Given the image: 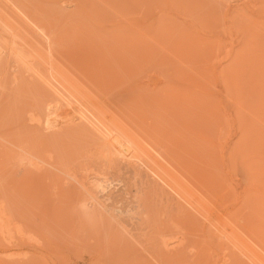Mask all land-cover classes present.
Segmentation results:
<instances>
[{"label": "rangeland", "instance_id": "rangeland-1", "mask_svg": "<svg viewBox=\"0 0 264 264\" xmlns=\"http://www.w3.org/2000/svg\"><path fill=\"white\" fill-rule=\"evenodd\" d=\"M73 1L0 0V11L2 6L7 10L2 13L18 32L17 43L27 50L24 63L12 62L7 67L9 80L5 76V89H0V264H222L223 260H228L227 264H250L168 188L161 187L137 166L118 163L107 145L97 142L85 129L68 123L72 118L67 117L69 108L65 112L61 110L64 106L54 111H62L65 119L59 113L47 112L46 88L38 75L58 77L56 66H60L91 99L86 101L89 108L83 101L80 109H103L108 122L124 120L116 123L137 138L145 153H152L180 172L187 169L188 175L193 169L197 172L205 167L199 170L201 175L190 172L189 181L196 180L192 183L205 187L202 192L210 190L209 194L219 195L217 200L222 196L227 203L217 201L213 217L228 222L232 212L242 229L251 211L243 195L245 170L238 163L233 171L229 163V151H233V145L232 149L229 145L239 133L236 115L241 109L236 110L237 106L223 96V69L230 61V52L241 47L244 77L239 78L246 79L244 87L251 77L260 83L259 89L264 88V73L260 76L264 72V0ZM85 4L92 9L88 10ZM35 45L43 55L35 50ZM47 49L55 54L54 58ZM241 68L234 71L236 75ZM255 70L257 74L253 73ZM229 72L233 75V71ZM84 105L85 109L81 108ZM252 116L245 117L247 122L251 120L248 123H252ZM54 118L59 119L60 125H54ZM46 123L54 127L49 129ZM115 125L111 123L112 128ZM245 153L238 155L241 161L248 158ZM262 177L258 185L264 196ZM89 185L93 187H88L90 193L84 190ZM98 185L112 189L111 198L103 205L93 199ZM99 189L101 195H97L102 200ZM260 203L251 222L264 223V203L262 208ZM260 223L257 228L261 232L264 224L260 229ZM217 233L220 242L215 238Z\"/></svg>", "mask_w": 264, "mask_h": 264}, {"label": "bare ground", "instance_id": "bare-ground-1", "mask_svg": "<svg viewBox=\"0 0 264 264\" xmlns=\"http://www.w3.org/2000/svg\"><path fill=\"white\" fill-rule=\"evenodd\" d=\"M68 1V0H67ZM75 1V0H74ZM73 1V2H74ZM82 1H84V0H82ZM61 3V2H60ZM86 3V2H85ZM59 4V3H58ZM66 4V3H65ZM79 4V3H78ZM87 4V3H86ZM85 4V6L86 7H88L87 5ZM89 4H90V2H89ZM81 5V4H80ZM83 6V5H82ZM74 7V6H73ZM90 7V6H89ZM89 7H88V10H89ZM84 8V7H83ZM91 8V7H90ZM0 9H1V7H0ZM92 9V8H91ZM9 10V9H8ZM2 11L3 12H7V10L2 6ZM2 11H0V89L2 88H4L5 89V84L3 83V80H4V78H5V76L7 77V80H9L8 79V75H7V73H6V69H7V67H9L10 66V63H12V62H18V63H24L25 62V51H27L26 49H25V51H24V45L22 46V45H19V43H17V37H18V32L15 30V28L13 27V25H12V23L10 22V20H6V18L4 17V15H3V13H2ZM93 10H91V12H92ZM9 12V11H8ZM10 12H12V11H10ZM71 12H72V10H71ZM74 12V11H73ZM92 13H94V12H92ZM12 14V13H11ZM117 14V13H116ZM11 16H13V15H11ZM89 16V15H88ZM9 17V16H8ZM107 17H108V15H107ZM11 18V17H10ZM90 19V18H89ZM97 19V18H96ZM112 19V18H111ZM54 20V19H53ZM91 20H93V19H91ZM80 21V20H79ZM94 21V20H93ZM102 21H104L103 19H102ZM109 21V20H108ZM115 21V20H114ZM68 22V21H67ZM87 22V21H86ZM97 22V21H96ZM112 22H113V20H112ZM121 22V21H120ZM76 23V22H75ZM125 23V22H124ZM88 24V23H87ZM97 24V23H96ZM98 24H101V23H98ZM97 24V25H98ZM110 24V23H109ZM114 24V23H113ZM133 24V23H132ZM82 25V24H81ZM89 25V24H88ZM135 25V24H134ZM65 26V25H64ZM75 26V25H74ZM92 26V25H91ZM102 26V25H101ZM137 26V25H136ZM133 27V26H132ZM80 28H82V27H80ZM90 28H92V27H90ZM99 28H100V26H99ZM108 28V27H107ZM107 28H105V29H107ZM83 29V28H82ZM129 29V28H128ZM65 30V29H64ZM86 30V29H85ZM96 30V29H95ZM72 31V30H71ZM135 31V30H134ZM86 32H88V31H86ZM128 32V31H127ZM139 32H141V31H139ZM104 33H106V32H104ZM119 33V32H118ZM250 33V32H249ZM255 33V32H254ZM85 34V33H84ZM123 34H125V33H123ZM127 34V33H126ZM247 34V33H246ZM258 34V33H257ZM256 34V35H257ZM131 35V34H130ZM130 35H129V37H130ZM133 35H134V32H133ZM132 35V36H133ZM144 35V34H143ZM250 35H251V33H250ZM127 36H128V34H127ZM135 36H137L136 34H135ZM145 36V35H144ZM255 35L253 34V36L252 37H254ZM259 36H260V34H259ZM122 37V36H121ZM139 37V36H138ZM58 38V37H57ZM113 38V37H112ZM134 38V36L132 37V39ZM144 38V37H143ZM251 38V37H250ZM20 39H21V37H20ZM23 39V38H22ZM21 39V40H22ZM131 39V38H130ZM55 40V39H54ZM127 40H129V39H127ZM137 40H138V38H137ZM25 41V40H24ZM136 41V40H135ZM54 42H56V41H54ZM58 42H61V41H58ZM24 43V42H23ZM29 43H30V41H29ZM105 43H108V41L107 42H105ZM111 43V42H110ZM118 43H120V41L118 42ZM32 44V43H31ZM94 44H96V42L94 43ZM139 44V43H138ZM30 45V44H29ZM50 45V44H49ZM53 45L51 44V47H52ZM97 46V45H96ZM99 46V45H98ZM97 46V47H98ZM26 47V46H25ZM28 47V46H27ZM50 46H49V48H51ZM238 47V46H237ZM35 50L36 51H38L39 53H41L39 50L40 49H37V47H36V45H35ZM53 48V47H52ZM51 48V49H52ZM246 48V47H245ZM253 48V47H252ZM255 48V47H254ZM261 48V47H260ZM32 48H30V50H31ZM44 49V48H43ZM56 49V48H55ZM94 49V48H93ZM98 49H99V47H98ZM249 49V48H248ZM251 49V48H250ZM33 50V49H32ZM48 50V52L50 51V49H47ZM46 50V51H47ZM54 50V49H53ZM56 50H58V49H56ZM121 50V49H120ZM242 50V48L240 47V50L239 49H237V50H234V51H232V52H230V53H232V55L230 54V53H228V54H230L231 55V58H230V61L227 63V65L224 67V69H223V71H224V80H223V90L225 91L224 93H226V95L225 94H223V96H224V98L227 96L228 97V99L229 100H227V101H229V102H231V103H233L234 105H235V107H236V110H237V108H238V110H240L241 109V111H239V113L236 115L237 116V121H238V135H237V133H236V136H237V138H236V140L235 141H231V145H229L230 147L232 146L233 147V149H232V147L230 148L229 147V149H232L233 151L231 152V153H234V155H232L231 153H230V151H229V155L231 156V158L230 159H234V161H232V160H230L229 161V163H230V165H232L230 168L233 170V171H236V168L238 167V166H236V165H239V164H241V166H243L244 167V170H245V172L243 173V176H242V180L245 182V184H246V186H244L245 187V189H244V194L243 195H245V197H246V199L248 200V205L247 206H251V211L249 210L247 213H248V218H249V220L247 221V220H245L244 218H242L243 220L242 221H244L245 220V225L246 224H248V225H246V228L244 229V227H245V225H244V227L242 226V224H241V228L242 229H240V223L238 222L237 223V221H238V219H237V216L235 215V214H233L232 212H230L233 216H231V217H229L228 219H227V221L228 222H226L225 220H222L223 218H221V222H219V221H217L214 217H213V212H214V206H216L215 204L217 203V201L218 202H220V204H224L223 202H225V203H227V201H225V200H223L222 199V196H221V201H220V199L219 200H217V197L219 196V195H213V194H209V192H210V190H208V188H206L209 192H207L208 193V195L206 194V192H202V190L203 191H205L204 189H205V187L202 189L198 184H193L192 182L193 181H196V180H193V181H189V177H188V175L190 174L191 175V173L190 172H192V175H194V173H196L197 174V172H199V174H200V172L201 171H199V170H203V169H205V167L204 168H201V169H196V170H198L197 172L193 169L192 171H189V174L187 175V173L185 172V175L183 174V171H181L180 172V170L179 169H177V168H175V167H173L172 165H167V164H165L164 162H161L160 161V159L158 160V159H156V158H154V156H153V154L152 153H145L144 151H145V149H144V151H143V147L141 148V146H140V144H139V142H138V140H137V138L134 136V135H132L130 132L128 133V132H125L126 131V129L125 128H122L123 126H118L119 124H117L116 123V121L117 120H120V119H117L116 121L114 120V119H110L109 120V122L108 121H106V116H105V112L103 111V109H98L99 111L98 112H95V111H92L91 109H85V105L84 106H81V108L83 107L86 111H84L83 109H80V104H83V101L84 102H91V99L88 97V95H86V94H84L83 92H84V90L80 87V85L78 86V84L73 80V79H71L72 77H70V75L68 74V72H66L65 71V69L63 70L62 68H60V66L58 67V66H56L57 68H59V72L57 73V71H56V74H58L57 76L58 77H56V75H53L52 77H54V79L51 77V79H50V77L48 76V75H45V76H41V75H38V79L40 78L41 79V85L43 84L44 86L43 87H45V88H43L42 86V88L43 89H45V94H44V97H47L46 98V100H45V102H46V110H47V112H50L51 114L52 113H54V111L56 110L57 111V108L58 109H61V108H63V106H64V110L63 109H61L63 112H65V109H67V108H69L70 110H72V111H70L69 109V112L72 114L71 116H70V113L68 114L69 116H67V115H65V116H67V117H69L68 119H70L71 117V119L70 120H68L69 122L68 123H72V125H74L76 128H79V127H81V128H83V129H85V131H87L88 132V135L89 134H91L92 135V137L93 138H95L96 140H97V142L99 141V142H101L102 144H105V145H107V150H109L110 152H113V153H111V154H113L112 155V157L114 156L115 157V159H116V161L118 162V163H120V164H127V165H129V166H135V168H140V170H141V172H143L147 177H149L150 179H152L153 181H155L157 184H161V187H164V188H168L172 193H173V195L176 197L177 196V200H178V198L181 200V201H184V203L185 204H187L191 209H193L195 212H197L201 217H203L205 220H206V222H208L209 224H210V226H212V229H213V227H214V229H216V231L221 235L220 237L221 238H219V239H221L222 240V238L224 237L226 240H227V242H229V245H231L233 248H235L237 251V253L239 254H241L242 256L241 257H244V259L246 260V261H248L250 264H264V239L262 238L263 237V233H264V231H263V229L261 230V232H260V230L258 231V228H257V226H259V223H260V220H259V223L258 222H251V218H253V215H255V217H256V213H255V210H257L258 208V206H259V203L261 202V203H264V196H262L261 195V191H260V189H259V185H258V183H259V178H261L262 176H260V175H263L264 176V88H262V89H259V86H258V84H260L259 82L257 83V80L255 79V78H253V79H251V77H250V80L251 81H249L248 80V72H246V70H247V68L245 69V72H246V77H247V86H245L244 87V85H246V84H243V83H246V82H244V79H240L239 78V76L240 77H242V71H243V69L241 68V66H242V62L240 61V59L243 61V59H242V54L240 53L239 54V51H241ZM247 50V49H246ZM258 50V49H257ZM59 51V50H58ZM62 51V50H61ZM124 51V50H123ZM244 51V50H243ZM249 51V53L251 52V50H248ZM254 51V50H253ZM3 52V54L1 55V53ZM35 52V51H34ZM60 52V51H59ZM242 52V51H241ZM31 53H33V52H31ZM38 53V54H39ZM56 53V52H55ZM91 53H92V51H91ZM246 53V52H245ZM27 54V53H26ZM42 55H43V52L41 53ZM49 54H52V55H50V57H53L55 54H53V53H51V52H49ZM49 54L47 55V56H49ZM59 54V53H58ZM119 54V53H118ZM129 54V53H128ZM256 54V53H255ZM29 55H30V52H29ZM32 55V54H31ZM35 55H36V53H35ZM40 55V54H39ZM63 55H65V54H63ZM96 55V54H95ZM94 55V56H95ZM126 55V54H125ZM240 55V56H239ZM250 55V54H249ZM91 56H92V54H91ZM131 56V55H130ZM255 57H256V55H254ZM253 56V54H252V57L253 58H255ZM35 57V56H34ZM38 57H40V56H38ZM38 57H37V59H38ZM42 57V56H41ZM44 57V56H43ZM56 57V56H55ZM59 57H61L62 58V56H60V54H59ZM58 57V58H59ZM120 57V56H119ZM122 57H125V56H122ZM54 58V57H53ZM65 58V57H64ZM97 58V57H96ZM102 58V57H101ZM100 58V59H101ZM140 58H141V55H140ZM30 59V58H29ZM32 59H34V58H32ZM35 59H36V57H35ZM40 59V58H39ZM44 59V58H43ZM46 59V58H45ZM99 59V58H98ZM119 59V58H118ZM124 59V58H123ZM125 59H127V58H125ZM42 60V59H41ZM56 60V59H55ZM58 60H60V59H58ZM62 60H63V58H62ZM97 60V59H96ZM102 60H103V58H102ZM245 60H246V63H247V59L245 58ZM252 60V59H251ZM27 61V60H26ZM35 61V60H34ZM39 61V60H38ZM65 63H66V61L65 60H63ZM105 61V60H104ZM258 61V60H257ZM39 62H41V61H39ZM56 61H54L53 62V64L55 63ZM63 62V63H64ZM110 62V61H109ZM173 62V61H172ZM178 61H176V64H178L177 63ZM244 62V61H243ZM249 62H250V60H249ZM37 63V62H36ZM48 63H52V60H51V62H48ZM58 63H59V61H58ZM58 63H56V64H58ZM101 63H103V61L101 62ZM115 63V62H114ZM162 63V62H161ZM166 63V62H165ZM26 64H28V63H26ZM105 64H106V62H105ZM109 64V63H108ZM118 64V63H117ZM164 64V63H163ZM162 64V65H163ZM172 64H175V63H172ZM183 64V63H182ZM43 65V64H42ZM78 65V64H77ZM85 65V64H84ZM107 65V64H106ZM29 66V65H28ZM39 66H41L40 64H39ZM47 66V65H46ZM52 66H54V65H52ZM52 66H51V68H52ZM89 66H91V65H89ZM98 66H100L99 64H98ZM117 66V65H116ZM172 66V65H171ZM177 66V65H176ZM182 66V65H181ZM23 67V66H22ZM34 67V66H33ZM42 67V66H41ZM65 67V66H64ZM102 67V66H101ZM108 67V65L106 66V68ZM111 67V66H110ZM189 67V66H188ZM238 67L239 68H241L242 70H240V72H238L237 74H239V75H236V72H234L235 70H238ZM25 68H27V67H25ZM50 68V69H51ZM56 68V69H57ZM98 68V67H97ZM96 68V69H97ZM115 68V67H114ZM167 68H169L168 66H167ZM19 69V68H18ZM23 69V68H22ZM30 69V68H29ZM60 69H62V70H60ZM68 69V68H67ZM100 69V68H99ZM103 69V68H102ZM111 69H113V68H111ZM119 69V68H118ZM177 69H178V67H177ZM185 69V68H184ZM196 69V68H195ZM194 69V70H195ZM250 69V68H249ZM261 69V68H260ZM27 70H28V68H27ZM54 71H55V67H54V69H53ZM87 70V69H86ZM105 70V69H104ZM193 70V69H192ZM38 71V70H37ZM42 71V70H41ZM41 71H39L40 72V74L42 73ZM45 71V70H44ZM53 71V72H54ZM62 71V72H61ZM68 71V70H67ZM92 71V70H91ZM94 71V70H93ZM98 71V70H97ZM101 71V70H100ZM111 71H114L115 72V70H111ZM177 71V70H176ZM229 71H233V75L229 72ZM256 71L257 70H255V72H253V73H255V74H257L256 73ZM28 72H29V70H28ZM27 72V73H28ZM105 72V71H104ZM107 72V71H106ZM105 72V73H106ZM181 72H182V70H181ZM227 72H229L228 74H230V75H228L227 74ZM257 72H260L261 73V71L258 69V71ZM34 73V72H33ZM64 73V74H63ZM95 73H96V71H95ZM104 73V74H105ZM235 73V74H234ZM244 73V72H243ZM253 73H249V75L251 74L252 75V77L254 76L253 75ZM263 73L264 72H262V74H260V76L261 75H263ZM43 74V73H42ZM53 74V73H52ZM176 74H178V73H176ZM51 75V74H50ZM69 77H68V76ZM99 75V74H98ZM102 75H103V72H102ZM245 75V74H244ZM49 78H48V77ZM259 76V73H258V77H260ZM244 77V76H243ZM242 77V78H243ZM254 77H256V75L254 76ZM263 77H264V75L262 76V79H263ZM76 78V77H75ZM79 78V77H78ZM77 78V79H78ZM117 78V77H116ZM188 78V77H187ZM35 79H36V77H35ZM109 79H110V77H109ZM117 79H119V78H117ZM116 79V80H117ZM260 79H261V77H260ZM11 80V79H10ZM16 80V79H15ZM115 80V79H114ZM191 79H189V81H190ZM246 80V79H245ZM35 81H37V80H35ZM79 81V80H78ZM81 81V80H80ZM84 81V80H83ZM188 80H187V82H189ZM7 82V81H6ZM33 82V81H32ZM186 82V81H185ZM208 82V81H207ZM261 82V81H260ZM36 83V82H35ZM191 83V82H190ZM192 83H193V85H194V81H192ZM192 83H191V85H192ZM209 83V82H208ZM263 83H264V81H263ZM37 84H39V83H37ZM186 84V83H185ZM196 84V83H195ZM200 84H201V82H200ZM207 84V83H206ZM34 86H36L35 84H33ZM40 85V84H39ZM190 85V84H189ZM188 85V86H189ZM197 85V84H196ZM203 85V84H202ZM186 86V85H185ZM37 87H39V86H37ZM36 87V88H37ZM40 87V89L42 90V88ZM151 87V86H150ZM149 87V88H150ZM194 87V86H193ZM200 87V86H199ZM149 88H147V89H149ZM195 89H196V87H194ZM3 89V90H4ZM194 89V90H195ZM198 89V88H197ZM39 90V89H38ZM83 90V91H82ZM2 92V91H1ZM42 92H43V90H42ZM178 92H180V91H178ZM185 93V92H184ZM187 95H188V92L186 93ZM185 94V95H186ZM205 94V93H204ZM183 95V94H182ZM189 96V95H188ZM205 96V95H204ZM220 97V96H219ZM227 97L225 98V100L227 99ZM222 98V97H221ZM183 99V98H182ZM223 100V99H222ZM221 100V101H222ZM2 101V100H1ZM153 101V100H152ZM220 101V102H221ZM227 101H225V102H227ZM86 102V103H87ZM229 102H227L228 104H229ZM219 104V103H218ZM223 104H225L224 102H223ZM226 105V104H225ZM232 105V104H231ZM233 105V106H234ZM2 106V105H1ZM88 106V103H87V105H86V107ZM221 106H223V105H221ZM229 106V105H228ZM61 107V108H60ZM195 107V106H194ZM225 107V106H224ZM88 108H89V106H88ZM193 108V107H192ZM198 109V108H197ZM223 109V108H222ZM60 110H58V113L59 114H61V116L60 115H58L60 118H64V117H62V116H64L63 114V112L61 111V113L59 112ZM229 111V110H228ZM235 111V110H234ZM233 111V112H234ZM67 112V111H66ZM195 113H196V111H194ZM193 112V113H194ZM227 112V111H226ZM55 113H57V112H55ZM55 113H54V115H55ZM57 113V114H58ZM68 113V112H67ZM194 113V114H195ZM247 114V115H244V114ZM50 114V115H51ZM57 114H56V116H57ZM248 114L250 115H254V119H253V121H252V123H248V122H250V121H246V119H245V117H247L248 116ZM227 115V114H226ZM56 117V118H59V117ZM55 117V116H54ZM113 117V116H112ZM244 117V118H243ZM249 117H251V116H249ZM50 118V117H49ZM115 118V117H114ZM39 118H37V120H38ZM55 119V118H54ZM53 119V120H54ZM65 119V118H64ZM245 119V120H244ZM13 120V119H12ZM52 120V119H51ZM50 120V121H51ZM59 120V119H58ZM57 119H55V124L54 125H56V123H57V126H58V123L59 122H57L58 121ZM123 120V119H122ZM247 120H249V119H247ZM48 121V120H47ZM46 121V122H47ZM121 121V120H120ZM124 121V120H123ZM123 121H121V122H123ZM236 121V120H235ZM49 122V121H48ZM63 122V121H62ZM62 122H61V124H62ZM65 123L67 122V120H65L64 121ZM63 122V123H64ZM115 122V123H114ZM231 122V121H230ZM39 123H40V121H39ZM44 122H42V124H43ZM51 123H53V122H51ZM51 123H46V125H48L49 124V126H50V124ZM111 123H112V126L114 125V124H116L115 125V127H113L112 128V126H111ZM124 123H127L126 121L124 122ZM257 123V124H256ZM44 125V124H43ZM59 125H60V123H59ZM69 126L70 127V125L69 124H67L66 123V126ZM71 125V126H72ZM123 125V124H122ZM256 125V126H255ZM258 125V126H257ZM47 127V128H51V126L50 127ZM65 126V125H64ZM117 126V127H116ZM126 126V125H125ZM54 126L52 125V128H53ZM229 127H230V124H229ZM51 128V129H52ZM72 128H73V126H72ZM130 128V127H129ZM133 128V127H132ZM41 129V128H40ZM62 129V128H61ZM65 129V128H64ZM63 129V130H64ZM83 129H82V131H83ZM123 129H125V130H123ZM134 129V128H133ZM55 130H57V129H55ZM52 131H54V130H52ZM51 131V132H52ZM56 132V131H55ZM3 134V133H2ZM58 134H60V133H58ZM136 134V133H135ZM72 135V134H71ZM90 135V136H91ZM137 135V134H136ZM138 136V135H137ZM140 136V135H139ZM124 137H126V139L124 138ZM142 137V136H141ZM41 138V137H40ZM49 138V137H48ZM140 139V138H139ZM3 140V139H2ZM43 140V139H42ZM95 142V141H94ZM96 142V143H97ZM147 142V141H146ZM95 143V144H96ZM145 143V142H144ZM98 144V143H97ZM96 144V145H97ZM101 145V144H100ZM99 148H102V147H99ZM106 148L104 149V148H102L104 151L106 150ZM151 148V147H150ZM97 149V148H96ZM155 150V149H154ZM100 151H102L101 149H100ZM147 151V150H146ZM149 151V150H148ZM147 151V152H148ZM244 151L247 153H245L246 154V156L247 155H249V156H247L248 158H246L245 160L244 159H242V161H244V162H242L241 160H240V158H239V154H243L244 153ZM35 152V151H34ZM110 152H108L107 151V154L109 153L110 154ZM157 152V151H156ZM105 153V152H104ZM30 154V153H29ZM108 154V155H109ZM143 154L145 155V157L143 156ZM148 154H152V156L151 155H148ZM1 155V154H0ZM228 155V156H229ZM232 156H234L233 158H232ZM249 157H250V159H249ZM2 158V157H1ZM112 158L110 157V160H111ZM195 159H196V157H195ZM248 159V161L247 162H245L246 160ZM38 160V159H37ZM112 161H114V159H112ZM239 163V164H238ZM205 164V163H204ZM207 164V163H206ZM210 166V164L208 163L207 164V166ZM137 166V167H136ZM2 167V166H1ZM188 167V166H187ZM191 167H192V165H191ZM6 168V167H5ZM192 168H194V167H192ZM191 168V169H192ZM105 169V168H104ZM103 169V170H104ZM113 169V168H112ZM206 169H208V167L206 168ZM179 170V171H178ZM32 171V170H31ZM34 171V170H33ZM93 171V170H92ZM193 171H195L194 173H193ZM205 171V170H204ZM209 171V170H208ZM37 172V171H36ZM40 172L41 173H43L41 170H40ZM40 172H38V174H41ZM115 172V171H114ZM141 172H139L138 173V170H137V173L140 175V173ZM87 173V172H86ZM204 173V172H203ZM236 173V172H235ZM0 174H1V172H0ZM29 174V173H28ZM35 174V173H34ZM104 174V173H103ZM217 174V173H216ZM216 174H215V177H216ZM237 174V173H236ZM23 175V174H22ZM43 175H45V173L44 174H42V176ZM90 175V174H89ZM105 175V174H104ZM201 175V174H200ZM212 175L214 176V174L212 173ZM19 176V175H18ZM17 176V177H18ZM197 176H199V175H197ZM203 177H204V174L202 175ZM212 176V177H213ZM28 177V175L26 176V178ZM29 177L31 178V175H29ZM33 177H35V176H33ZM33 177H32V179H33ZM36 177H37V175H36ZM91 177V176H90ZM136 177V176H135ZM191 177V176H190ZM208 177V176H207ZM148 178V179H149ZM193 178H195L194 176H193ZM193 178H190V179H193ZM262 178H264V177H262ZM21 179H22V177H21ZM28 179V178H27ZM26 179V180H27ZM88 179V178H87ZM207 179V178H206ZM206 179H204V181L206 180ZM215 179H217L218 180V178H215ZM22 180H24V178L22 179ZM35 180V179H34ZM198 180V179H197ZM212 180V181H211ZM216 180V181H217ZM223 180V179H222ZM240 180V179H239ZM30 181V180H29ZM28 181V182H29ZM87 181V180H86ZM210 181L211 182H214L213 181V178H211V175H210ZM19 182H21V181H19ZM25 182V181H24ZM23 182V183H24ZM27 182V183H28ZM83 182H84V180H83ZM211 182H207V183H211ZM218 183H219V180H218ZM8 184V183H7ZM84 184H86V183H84ZM92 184V183H91ZM29 185V184H28ZM30 185H31V182H30ZM29 185V186H30ZM33 185V184H32ZM31 185V186H32ZM81 185H82V187H85V185L83 186V184L81 183ZM196 185H198L200 188H197V186ZM203 185V184H202ZM209 185V184H208ZM213 185V184H212ZM244 185V184H243ZM6 186V185H5ZM99 186V190H100V192L101 193H103V199L102 200H100L101 199V197H98V195H101V194H98L99 192L97 191L98 189H96V193L95 192H93V193H95V194H93V199H94V202L95 203H99V205L100 204H102L103 205V203H104V201H107V200H109L110 198H111V193H110V190L109 189H111V188H108V186L106 185V186H101V185H98ZM206 186V185H205ZM219 186V185H218ZM12 187H13V185H12ZM88 187H91L90 185L89 186H86V188H84V190L85 191H88V193H90V190H89V188ZM213 187V186H212ZM220 187V186H219ZM8 188V187H7ZM36 188V187H35ZM91 188H93V187H91ZM90 188V189H91ZM163 188V189H164ZM216 188V187H215ZM242 188H243V186H242ZM220 189V188H219ZM95 190V189H94ZM112 190V189H111ZM165 190V189H164ZM168 190V191H169ZM217 190V189H216ZM224 190V189H223ZM239 190V189H238ZM29 191V190H28ZM168 192V193H171V192ZM218 192V191H217ZM224 192V191H223ZM23 193V192H22ZM26 193V192H25ZM216 193V192H215ZM222 193V192H221ZM91 194H92V192H91ZM90 194V195H91ZM98 194V195H97ZM206 194V195H205ZM219 194V193H218ZM241 194V193H240ZM239 194V195H240ZM5 195V194H4ZM221 195V194H220ZM223 195V194H222ZM26 196V195H25ZM33 196V195H32ZM231 196V195H230ZM8 197H10V196H8ZM226 197V196H225ZM229 197V196H228ZM244 197V196H243ZM11 198V197H10ZM27 198V197H26ZM25 198V199H26ZM36 198V197H35ZM219 198V197H218ZM227 198V197H226ZM241 198V197H240ZM14 200V199H13ZM222 200H223V202H222ZM227 200V199H226ZM243 200H244V202H245V198H243ZM22 201V200H21ZM93 201V200H92ZM91 201V202H92ZM179 201V200H178ZM24 202H25V200H24ZM27 202V201H26ZM182 203V202H181ZM233 203H235V202H233ZM240 203V202H239ZM243 203V202H242ZM261 203H260V207H261ZM33 204V203H32ZM106 204V203H105ZM104 204V205H105ZM245 204V203H244ZM243 204V205H244ZM247 204V203H246ZM245 204V205H246ZM23 205H24V203H23ZM98 205V204H97ZM244 205V206H245ZM4 206V205H3ZM15 206V205H14ZM223 206H227V205H223ZM217 207V206H216ZM263 208H264V204H263V206H262ZM261 207V208H262ZM105 208V207H104ZM234 208V207H233ZM241 209V208H240ZM245 209V208H244ZM246 209H248V208H246ZM245 209V210H246ZM260 209V208H259ZM187 210H189V209H187ZM243 210V209H242ZM241 210V211H242ZM240 211V212H241ZM261 211H262V209H261ZM192 212V211H191ZM253 212H254V214H253ZM259 212V211H258ZM258 212H257V215H259L258 214ZM240 214V213H239ZM244 214H246V212L244 211ZM241 215V214H240ZM230 216V215H229ZM234 216H236V217H234ZM246 216V215H245ZM264 216V215H263ZM192 217V216H191ZM254 217V218H255ZM247 218V217H246ZM257 218H259V216L257 217ZM261 218V217H260ZM198 219V218H197ZM201 220V219H200ZM254 221H258V219H253ZM203 221V220H202ZM242 221H240V222H242ZM193 222V221H192ZM247 222V223H246ZM263 221H261V223H262ZM261 223H260V229L263 227H261ZM207 224V223H206ZM208 224V225H209ZM256 224H258V225H256ZM264 223H262V225H263ZM5 226V224H2V226ZM239 225V226H238ZM203 226V225H202ZM250 226V227H249ZM6 227V226H5ZM4 227V228H5ZM207 227V226H206ZM230 229H228V228ZM0 228H1V225H0ZM3 228V227H2ZM249 228V229H248ZM6 229V228H5ZM213 229V230H214ZM205 230V229H204ZM6 231V230H5ZM252 231V232H251ZM263 231V232H262ZM0 232L2 233L3 231H1L0 230ZM260 232V233H259ZM6 233H7V231H6ZM218 233L217 234H214L215 236L217 235V237H215L216 238V240L218 239ZM5 234V233H4ZM3 234V235H4ZM259 234H263V235H259ZM202 236V235H201ZM223 236V237H222ZM219 239H218V241H219ZM215 240V239H214ZM220 240V241H221ZM217 241V242H218ZM219 241V242H220ZM223 242V241H222ZM227 245H228V243L226 242V241H224ZM217 244V243H216ZM214 245V244H213ZM224 246V245H223ZM225 249V248H224ZM223 249V250H224ZM226 250V249H225ZM218 254V253H217ZM229 254V253H228ZM227 254V255H228ZM239 254V255H240ZM219 255V254H218ZM222 256V255H221ZM227 257V256H226ZM233 257V256H232ZM239 257V256H238ZM211 258V257H210ZM235 258V257H234ZM214 259V258H213ZM216 259V258H215ZM214 259V260H215ZM239 259H241V258H239ZM213 260V262H215ZM225 260H226V258H225ZM234 260V259H233ZM232 260V261H233ZM212 261V260H211ZM228 260H226V262H227ZM226 262H224V260H223V262L221 261V263L222 264H227ZM244 262V261H243ZM229 263V262H228ZM234 263H235V261H234ZM245 263V262H244ZM243 263V264H244ZM214 264V263H213ZM233 264V263H232ZM236 264V263H235ZM237 264H239V263H237ZM247 264V263H246Z\"/></svg>", "mask_w": 264, "mask_h": 264}]
</instances>
